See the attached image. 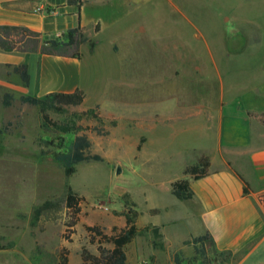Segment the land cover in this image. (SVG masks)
<instances>
[{
	"label": "rangeland",
	"instance_id": "374dc122",
	"mask_svg": "<svg viewBox=\"0 0 264 264\" xmlns=\"http://www.w3.org/2000/svg\"><path fill=\"white\" fill-rule=\"evenodd\" d=\"M130 19L153 33L149 35L154 42L149 53L152 66L161 61L160 51L166 49L168 75L174 65L188 69L195 64L185 50L179 52L181 44L205 55V45L237 47L244 43L243 33L252 30L250 45L261 43L258 52L247 59L229 60L228 66L234 68L239 59L242 72L227 77L264 80V0H145ZM92 37L96 58L89 57L87 47L80 52L85 62L80 80L83 103L62 111L46 110L44 124L38 107L19 101L22 95L33 96V86L26 93V87L0 67V264H59L61 255L67 256L69 264H81L82 256L97 258L98 244L87 228L111 236L114 229L124 227L125 214L132 212L137 232L125 246V264H224V257L213 254L206 239L184 244L193 239L186 235L196 233L189 222L195 219L196 206L177 200L169 181L179 179L183 164L194 157L185 151V143L170 140L175 141L169 149L170 161L159 156L158 145L150 152L148 164L142 161L141 114L149 107L143 98L159 95L164 89L161 80H127L121 63L113 62L108 32ZM5 94L12 97L9 107L1 104ZM74 135H86L91 153L102 161L79 163L66 177L52 153L59 151L62 141L68 145ZM174 137L168 135V139ZM69 190L79 199L80 209L71 228L72 219L61 203ZM47 200L61 206L35 220V209ZM172 230L182 236L176 237Z\"/></svg>",
	"mask_w": 264,
	"mask_h": 264
},
{
	"label": "crops",
	"instance_id": "0c3cea01",
	"mask_svg": "<svg viewBox=\"0 0 264 264\" xmlns=\"http://www.w3.org/2000/svg\"><path fill=\"white\" fill-rule=\"evenodd\" d=\"M144 1L80 0L77 7L69 6L67 0H0V26L24 27L39 33L43 40H57L76 26L91 41L92 36L108 32L109 51L113 62L121 63V74L133 82L161 80L164 88L154 98H143L149 105L141 114L144 165L152 159L150 152L157 145L159 156L172 160L169 149L175 141L170 140L176 138L194 157L183 164L182 176L175 181L184 177V166L196 164L202 157L209 159L205 177L188 179L192 196L186 201L196 206L195 219L189 222L196 233H189L187 238L206 236L211 252L224 257V264H264V80L227 77L232 72L240 76L241 69L239 59L234 68L228 66L229 60L252 57L261 43L250 45L251 30L246 35L242 32V45H205V55L181 44L179 52L185 50L195 64L188 69L174 65L168 75L166 49L160 51L161 61L152 66L149 53L154 42L149 35L153 33L146 25L137 26L130 19ZM260 32L262 36L261 29ZM199 36L196 34L197 39ZM94 44L92 52L87 44L80 47V52L87 47L89 57L95 59ZM81 58L82 54L80 59H70L0 50V67L20 81L12 69L25 64L29 75L26 93L32 85L33 96L42 97L80 89L85 64ZM173 85L178 87L171 92ZM169 134H174V139H168ZM157 154L154 152V157ZM175 181H169L170 191ZM172 233L182 236L180 231Z\"/></svg>",
	"mask_w": 264,
	"mask_h": 264
},
{
	"label": "trees",
	"instance_id": "16d2710c",
	"mask_svg": "<svg viewBox=\"0 0 264 264\" xmlns=\"http://www.w3.org/2000/svg\"><path fill=\"white\" fill-rule=\"evenodd\" d=\"M67 4L78 7L80 0H67ZM48 12L50 13V10ZM86 44L89 47V51L92 52L95 44L85 37L80 26L68 29L57 40H43L39 33L24 27L0 26V50L7 52L38 53L39 55L80 59V47ZM12 73L19 77L23 87H27L29 75L25 64L13 67ZM84 98L83 91L75 89L71 93L52 92L42 97L22 95L19 101L21 104L38 107L42 116V123L44 124L47 120V116L44 114L46 110L62 111L64 107H76L83 103ZM11 103L12 97L9 94H5L1 99L2 106L9 107ZM45 143L48 145L52 144V142ZM137 149H139V146ZM58 150L52 153V157L61 165L66 177L73 174L74 167L79 163L102 161L99 155L91 153V142L86 135H74L73 140L68 145H64L62 141ZM208 168L209 159L202 157L196 164L186 168L184 175L189 176L192 180H197L207 175ZM171 189L178 200H187L192 196L188 179L175 181L171 184ZM61 203L68 209L70 219H72L68 227L71 228L76 224L77 215L80 213L79 199L69 190ZM60 206V203H53L47 200L35 209L34 219L37 220L42 214ZM135 218V212H132L131 216L125 214L124 227L120 230L114 229V233L111 236L103 235L98 228H87L93 234V240L98 244V257L87 258V256H82L81 264H125V246L134 239L137 232L134 223ZM205 239L206 236H201L193 238L191 241H185L184 244L187 245L192 242L196 244ZM104 243L111 244L112 248H104ZM60 258L59 264H69L66 255H61ZM176 264H179V262L176 261Z\"/></svg>",
	"mask_w": 264,
	"mask_h": 264
},
{
	"label": "water",
	"instance_id": "95a60500",
	"mask_svg": "<svg viewBox=\"0 0 264 264\" xmlns=\"http://www.w3.org/2000/svg\"><path fill=\"white\" fill-rule=\"evenodd\" d=\"M117 172H118V170H117Z\"/></svg>",
	"mask_w": 264,
	"mask_h": 264
},
{
	"label": "built area",
	"instance_id": "2783aa9c",
	"mask_svg": "<svg viewBox=\"0 0 264 264\" xmlns=\"http://www.w3.org/2000/svg\"><path fill=\"white\" fill-rule=\"evenodd\" d=\"M52 13V12H51Z\"/></svg>",
	"mask_w": 264,
	"mask_h": 264
}]
</instances>
